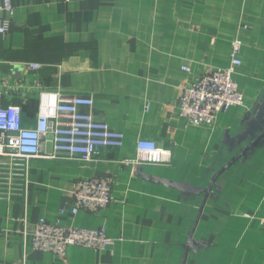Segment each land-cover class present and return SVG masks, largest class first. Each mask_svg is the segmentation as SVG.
<instances>
[{
	"label": "crops",
	"instance_id": "0c3cea01",
	"mask_svg": "<svg viewBox=\"0 0 264 264\" xmlns=\"http://www.w3.org/2000/svg\"><path fill=\"white\" fill-rule=\"evenodd\" d=\"M11 2L0 79L13 88L0 106H20L32 128L39 89L90 97L81 111L124 141L90 163L29 159L23 184L0 158V175L12 173L0 187V264H264V0ZM235 38L244 104L192 127L178 116L181 90L226 67ZM140 139L153 140L162 158L138 160ZM94 178L112 182L113 203L72 215L77 182ZM40 219L104 228L114 243L62 256L35 251Z\"/></svg>",
	"mask_w": 264,
	"mask_h": 264
},
{
	"label": "built area",
	"instance_id": "2783aa9c",
	"mask_svg": "<svg viewBox=\"0 0 264 264\" xmlns=\"http://www.w3.org/2000/svg\"><path fill=\"white\" fill-rule=\"evenodd\" d=\"M5 14L2 18L1 15ZM14 8L11 0H0V36H4L11 24ZM247 27H243L245 29ZM229 63L224 68L205 71L181 90L177 100L178 116L192 127L214 124L218 114L232 107L242 106L244 97L235 80L236 69L241 66L242 41L235 38L230 44ZM30 70H39L38 64L28 65ZM189 71L188 68H182ZM13 87L6 78L0 79V99L6 98ZM15 88V87H14ZM38 111L35 125H23L22 110L17 105L0 106V158L9 160L11 170L20 172L22 184L26 162L32 158L76 159L83 163L92 162L103 149L120 148L124 136L112 131L107 124L96 119L90 111V97L63 96L58 92L39 89ZM50 137V140L47 138ZM51 144V153L44 154L46 143ZM137 159L145 162L160 159L163 153L150 139H140L136 144ZM12 173L0 175V187L7 185ZM18 185L12 189L19 192ZM7 189V188H6ZM113 185L108 179L80 180L73 193L72 215L79 211L95 213L109 207L113 199ZM66 209L60 211L64 214ZM118 238V241H121ZM114 243L104 228L94 230L64 227L49 224L40 219L30 239L35 251L64 255L71 246L104 250Z\"/></svg>",
	"mask_w": 264,
	"mask_h": 264
},
{
	"label": "water",
	"instance_id": "95a60500",
	"mask_svg": "<svg viewBox=\"0 0 264 264\" xmlns=\"http://www.w3.org/2000/svg\"><path fill=\"white\" fill-rule=\"evenodd\" d=\"M47 140H50V137H48ZM51 149H52L51 144L49 142L46 143V145H45V152L47 154H50L51 153Z\"/></svg>",
	"mask_w": 264,
	"mask_h": 264
}]
</instances>
